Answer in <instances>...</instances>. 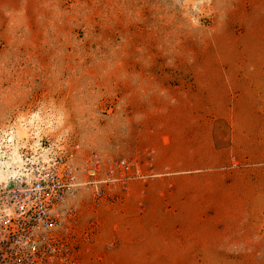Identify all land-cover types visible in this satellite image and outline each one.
Here are the masks:
<instances>
[{"label": "rangeland", "instance_id": "1", "mask_svg": "<svg viewBox=\"0 0 264 264\" xmlns=\"http://www.w3.org/2000/svg\"><path fill=\"white\" fill-rule=\"evenodd\" d=\"M12 131L154 175L81 191L63 264H264V0H0Z\"/></svg>", "mask_w": 264, "mask_h": 264}, {"label": "built area", "instance_id": "2", "mask_svg": "<svg viewBox=\"0 0 264 264\" xmlns=\"http://www.w3.org/2000/svg\"><path fill=\"white\" fill-rule=\"evenodd\" d=\"M26 173L33 176L0 184V264L67 262L68 249L56 230L81 191L106 198L114 185L154 176L144 173L136 161L123 158L97 160L80 168L64 153L28 164Z\"/></svg>", "mask_w": 264, "mask_h": 264}, {"label": "bare ground", "instance_id": "3", "mask_svg": "<svg viewBox=\"0 0 264 264\" xmlns=\"http://www.w3.org/2000/svg\"><path fill=\"white\" fill-rule=\"evenodd\" d=\"M5 143H6V151L0 152V184L3 183L7 185L12 180H16L17 178L24 177L25 175L33 176L31 173H26L27 168L24 166L26 165V162L24 161L20 151L21 149H23L22 148L23 143H20L18 141V135L15 131H12L7 135ZM1 150H2V144L0 143V151ZM39 152L41 153H37L36 155H34L35 160L39 159L40 161L41 160L47 161L49 159L48 150H42ZM7 163L9 165V168L6 167ZM7 173H9V175L6 181L5 177Z\"/></svg>", "mask_w": 264, "mask_h": 264}, {"label": "clouds", "instance_id": "4", "mask_svg": "<svg viewBox=\"0 0 264 264\" xmlns=\"http://www.w3.org/2000/svg\"><path fill=\"white\" fill-rule=\"evenodd\" d=\"M33 115H34V117H38L39 114L36 113V114H33ZM6 167L9 168L8 163H7ZM8 175H9V173H7V175H6V177H5V180H6V181H7ZM6 214L9 215V216L13 215V213H12L11 211H7Z\"/></svg>", "mask_w": 264, "mask_h": 264}]
</instances>
